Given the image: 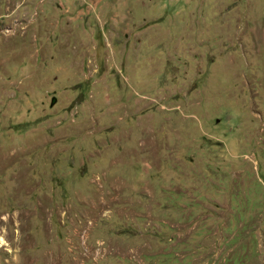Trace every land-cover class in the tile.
Segmentation results:
<instances>
[{"label":"rangeland","instance_id":"obj_1","mask_svg":"<svg viewBox=\"0 0 264 264\" xmlns=\"http://www.w3.org/2000/svg\"><path fill=\"white\" fill-rule=\"evenodd\" d=\"M0 264H264V0H0Z\"/></svg>","mask_w":264,"mask_h":264}]
</instances>
